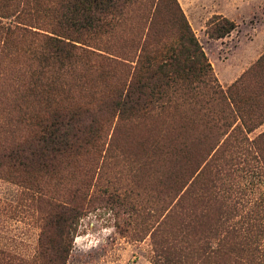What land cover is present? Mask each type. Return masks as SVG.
<instances>
[{"label":"trees","instance_id":"obj_1","mask_svg":"<svg viewBox=\"0 0 264 264\" xmlns=\"http://www.w3.org/2000/svg\"><path fill=\"white\" fill-rule=\"evenodd\" d=\"M131 14L134 59L113 49ZM236 26L217 15L207 31ZM0 40L16 112L0 120L13 135L1 138L0 177L48 206L38 253L19 264H67L95 192L142 216L154 264H264V130L252 136L264 125V54L224 88L178 0H0ZM117 116L148 128L137 150L104 140ZM119 151L137 156L131 182L112 174Z\"/></svg>","mask_w":264,"mask_h":264},{"label":"rangeland","instance_id":"obj_2","mask_svg":"<svg viewBox=\"0 0 264 264\" xmlns=\"http://www.w3.org/2000/svg\"><path fill=\"white\" fill-rule=\"evenodd\" d=\"M178 2L203 46L214 74L224 88L238 80L264 54V0H178ZM217 15L227 17L237 25L228 36L220 39L212 38L207 31L209 21ZM164 17L167 18V15ZM131 23L139 26L138 14H131V18H128L125 24V30L124 27L119 29L120 34L113 40V49L121 56L126 53L128 58L134 59L135 49H131L127 43L137 34L135 27L129 30ZM140 36H143V33ZM1 43L0 40V45ZM1 62L0 48V120L7 124L6 114L2 113L14 111L4 97L5 94L9 95V91L4 85L2 77L4 68ZM26 107L27 105H20L14 108L18 111L21 108L26 110ZM9 118L8 116V120ZM112 121L104 136L106 143L113 140V143L122 149L130 145L137 150L139 147L135 146L145 142L144 137L148 130L146 126L131 131L130 126L124 121H119L118 116ZM263 130L264 125L252 136ZM8 136L13 137L8 131L4 132L0 135V142L1 138ZM136 157L122 154L118 160L125 162H118V166L113 169L109 167L113 170L112 174L123 170L124 181L125 179L130 181L134 174L138 173L137 168L131 167L134 161L132 158ZM67 183L66 179H62L56 186L58 190L64 191ZM134 193H140L139 204L145 206L147 204L145 188L134 189ZM260 193L261 191L257 192L256 196ZM101 196L98 192L93 194L91 205L79 222L67 264H154L150 237L139 238L137 235L143 234L142 216L135 217L132 207L108 203L103 200L105 197ZM47 207L45 204L39 205L35 193L27 187L14 180L0 177V264H19L20 258L32 259L37 255L43 230V209Z\"/></svg>","mask_w":264,"mask_h":264}]
</instances>
